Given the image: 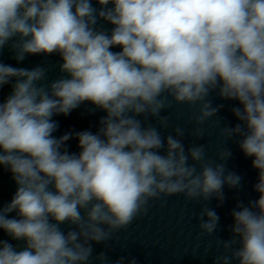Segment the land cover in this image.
Listing matches in <instances>:
<instances>
[{"label":"clouds","instance_id":"9594fccd","mask_svg":"<svg viewBox=\"0 0 264 264\" xmlns=\"http://www.w3.org/2000/svg\"><path fill=\"white\" fill-rule=\"evenodd\" d=\"M95 3L0 0V52L8 47L17 63L58 54L63 74L48 81L46 67L0 62V89L11 86L0 101V166L17 185L0 207V230L23 242L0 239V264H138L109 251L149 201L182 195L221 206L224 186L241 184L226 167L232 153L224 147L209 159L205 144L186 149L179 125L163 135L170 123L161 113L174 103L195 109L198 140L213 118L225 142L240 137L258 170L259 199L232 209L231 238L216 240L223 254L213 264H264V0ZM213 92L239 102L231 111L240 123L220 127L224 106H213ZM85 102L105 113L97 131L54 135L53 118ZM71 139L78 152L69 151ZM196 219L201 236L216 233L215 209L205 203Z\"/></svg>","mask_w":264,"mask_h":264},{"label":"water","instance_id":"95a60500","mask_svg":"<svg viewBox=\"0 0 264 264\" xmlns=\"http://www.w3.org/2000/svg\"><path fill=\"white\" fill-rule=\"evenodd\" d=\"M93 6L99 8L95 0H93ZM99 23L110 33L112 25L104 21ZM112 50L120 51V48L116 47ZM13 55V52L5 47L0 52V62L28 69L37 65L46 67L48 69V81L63 75L59 71L62 60L58 54L50 56L29 55L21 63H17L12 58ZM10 91V85L0 89V101H3ZM209 99L213 106H224L217 114L221 122L220 127H234L240 123L231 111L233 107L239 106L238 101L223 99L217 92L211 93ZM93 107L90 103L85 102L67 116H55L53 119L58 121L59 129L54 135L59 137L65 132L83 130H90L95 133L99 126L98 122L105 113L100 110L93 112L91 111ZM194 110L188 105L174 103L170 109L161 113V115L169 117L170 123L168 129H161L162 134L165 136L170 133L174 135L173 128L175 126L183 127L186 130L183 140L186 149L193 144H205L209 159H215L217 153L224 147L229 149L232 155L226 162V167L229 171H233L242 177L240 186L229 188L225 185L223 189L225 199L219 207L217 206L219 202L215 198L207 202H196L186 201L182 195L168 197L166 202L149 201L147 215L138 217L126 231L116 234L119 237V242H111L112 246L109 251L112 260L119 256H135L138 259V264H213L215 257L223 254V249L217 245L216 240L231 238L229 226L233 224L232 209L236 207L238 202L247 205L249 201L259 199V193L254 190V185L258 182V170L252 167L253 157H246L240 149L238 141L241 138L234 137L225 142L224 138L219 135V127L214 124L215 118H213L203 125L207 131L205 137L198 140L191 135L192 129L196 127L194 121H190V116ZM148 123L159 127L156 120L151 117ZM77 143L76 139L68 141L70 152L79 151ZM16 189L17 185L12 179L11 173L4 166H0V207L11 201ZM205 203L207 207L215 209L220 217L218 229L212 236L200 235L199 222L196 219V214L199 213ZM14 215L15 213H12L10 217ZM62 227L67 229V225ZM0 239L9 240L14 245L23 244L22 241H12L3 230H0ZM94 249L98 253L103 250V245H94Z\"/></svg>","mask_w":264,"mask_h":264}]
</instances>
